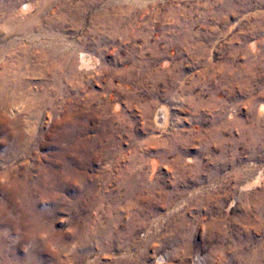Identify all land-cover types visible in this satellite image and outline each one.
<instances>
[{
	"label": "rangeland",
	"instance_id": "1",
	"mask_svg": "<svg viewBox=\"0 0 264 264\" xmlns=\"http://www.w3.org/2000/svg\"><path fill=\"white\" fill-rule=\"evenodd\" d=\"M35 2L0 28L18 264H240L264 241V65L243 87L225 67L232 46L264 57V0Z\"/></svg>",
	"mask_w": 264,
	"mask_h": 264
},
{
	"label": "bare ground",
	"instance_id": "2",
	"mask_svg": "<svg viewBox=\"0 0 264 264\" xmlns=\"http://www.w3.org/2000/svg\"><path fill=\"white\" fill-rule=\"evenodd\" d=\"M50 4H51V1H47L44 3L41 2L40 6L38 5L39 12H41L44 9L49 8ZM36 5H37V2H35V0L33 2L30 0H24V1L22 0H0V23L2 24L0 25V28L6 24L11 25V24L17 23L18 29L16 30L18 32L21 31L22 29L24 30V28L27 27V25L30 22L25 21L26 18L25 19L22 18L23 13H27V15H29L28 18L35 19V17H37L38 14L33 15V14H28V13ZM7 30L9 29L7 28ZM13 31L9 30V32L7 33L12 35ZM18 32H17V35H18ZM233 40H237V36L235 38L233 37ZM252 45H253L252 48L256 46L254 43H252ZM228 54L230 56L229 58L227 57L228 63L225 68L227 70L235 72L236 74L245 76L246 79L243 82L242 87L244 85H247L246 83L252 84L258 79L256 76L257 74L256 70L257 68H259V66L264 65V57L263 58L256 57L254 59H251L247 56V53L243 49H239L238 47H235V46H232L231 48H229ZM240 55L245 56V59H243V61H239ZM65 57L66 58H64L63 61H61V64L70 63L71 58H69V56H65ZM10 64L11 63H9L8 66ZM18 64L20 66V62ZM50 64H51L50 71H52L51 73L54 75L57 74L58 70L60 71L62 68L61 64L57 61L51 62ZM94 64H95L94 59L90 55L84 52H81L79 54L77 66L78 68H80V70L82 68H88V67L92 68ZM10 69H11V66H10ZM69 70H73V67H71V69L69 68ZM7 73H8V67H6L5 64H2L0 66V88L3 87L4 85L6 86L9 83L7 75H5ZM260 109L263 110L264 105H261ZM154 120H155L154 123H156L157 126L165 125L168 120L167 110L164 109V107H159L157 112H155ZM17 144H18V140L16 139V137L12 138V143L8 149L11 155L10 157H13V158L15 157L17 153V148H18ZM15 173L11 172V174L13 175ZM258 178L259 177H257L250 184H245L244 186H242L241 190H247V189H250L256 186ZM17 181L18 180L16 176L8 175V173H5V172L0 173V264H18V260H19L18 259L19 257L17 256V249H16L17 248L16 237H17L18 229H19V218H20V213H21V209H20L21 206L18 202V197H19L18 183L19 182L17 183ZM261 208L264 210V206H261ZM40 214H38L39 216L36 218L37 220L38 218L40 220ZM258 214H259V210H258ZM246 228L247 226L245 227V229ZM12 238L13 240H11ZM245 239L247 243H251L254 241L253 237H251V235H248V234H245ZM254 243L255 245L253 246V248H251V251L246 245H243V249L240 247V249H242L240 256H239L240 264H264V241L261 240V242H259L258 240L257 242L255 241Z\"/></svg>",
	"mask_w": 264,
	"mask_h": 264
}]
</instances>
